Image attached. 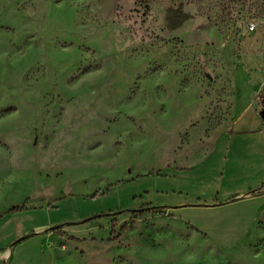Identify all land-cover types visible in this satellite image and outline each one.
Listing matches in <instances>:
<instances>
[{
	"label": "rangeland",
	"instance_id": "rangeland-1",
	"mask_svg": "<svg viewBox=\"0 0 264 264\" xmlns=\"http://www.w3.org/2000/svg\"><path fill=\"white\" fill-rule=\"evenodd\" d=\"M263 28L264 0H0V264H264V200L226 204Z\"/></svg>",
	"mask_w": 264,
	"mask_h": 264
},
{
	"label": "crops",
	"instance_id": "crops-1",
	"mask_svg": "<svg viewBox=\"0 0 264 264\" xmlns=\"http://www.w3.org/2000/svg\"><path fill=\"white\" fill-rule=\"evenodd\" d=\"M245 43V49L248 50L250 55V63L245 67L242 65V72L248 79L249 88L252 94L249 105L240 111L239 115L232 122L230 127L237 126L246 119L250 112L255 114L254 121L262 123L263 120L260 116V112L264 109V28L256 34L255 38L247 40ZM244 128L250 126L249 122L242 124ZM229 127V128H230ZM242 153L237 159H233L238 164H243V173L251 182L250 188L254 190V193H240L238 200L227 201L226 204H232L237 202L250 203V208L245 207L243 210H250L253 205L264 200V139L241 142L234 146ZM229 200V199H227ZM260 210L254 211L252 214L244 215V218L248 217L251 224H254L259 220Z\"/></svg>",
	"mask_w": 264,
	"mask_h": 264
},
{
	"label": "trees",
	"instance_id": "trees-1",
	"mask_svg": "<svg viewBox=\"0 0 264 264\" xmlns=\"http://www.w3.org/2000/svg\"><path fill=\"white\" fill-rule=\"evenodd\" d=\"M140 217H141V215H134V216H133V220H132V224H134L136 220L140 219ZM131 228H132V226H124V227L122 228V232H127V231H129Z\"/></svg>",
	"mask_w": 264,
	"mask_h": 264
},
{
	"label": "water",
	"instance_id": "water-1",
	"mask_svg": "<svg viewBox=\"0 0 264 264\" xmlns=\"http://www.w3.org/2000/svg\"><path fill=\"white\" fill-rule=\"evenodd\" d=\"M260 116H261V118H262V120H263V122H264V109L260 112ZM56 228H51V229H49V230H46L45 232H48V231H54Z\"/></svg>",
	"mask_w": 264,
	"mask_h": 264
},
{
	"label": "built area",
	"instance_id": "built-area-1",
	"mask_svg": "<svg viewBox=\"0 0 264 264\" xmlns=\"http://www.w3.org/2000/svg\"><path fill=\"white\" fill-rule=\"evenodd\" d=\"M255 28H256L255 25H253V24H250V25H249V30H250L251 32H254V31H255Z\"/></svg>",
	"mask_w": 264,
	"mask_h": 264
}]
</instances>
